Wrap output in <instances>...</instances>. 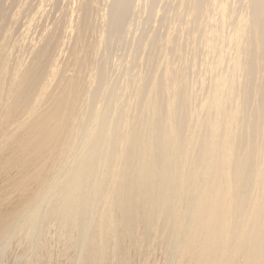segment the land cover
Segmentation results:
<instances>
[{"label": "bare ground", "instance_id": "1", "mask_svg": "<svg viewBox=\"0 0 264 264\" xmlns=\"http://www.w3.org/2000/svg\"><path fill=\"white\" fill-rule=\"evenodd\" d=\"M51 1L0 0V264H264V0Z\"/></svg>", "mask_w": 264, "mask_h": 264}, {"label": "rangeland", "instance_id": "2", "mask_svg": "<svg viewBox=\"0 0 264 264\" xmlns=\"http://www.w3.org/2000/svg\"><path fill=\"white\" fill-rule=\"evenodd\" d=\"M53 1H55V0H53ZM60 1H61L62 4H64V2L66 3V4H64V5H65V8H67L66 10H65V8H64V9L62 8L61 3L59 4V5H61V6H59L58 3H56L57 5H55V4H53V5H54V7H56L58 10H59V8H60V9L62 8V12H63V11H68V9H69L68 7H70V6H71L70 8H72V7L74 6L73 8H74V10H75V7H77V6H75V5L78 4V3L74 4V3L77 2L78 0H74L75 2H73V0H72V1L68 0L69 3L66 2L67 0H63V1H62V0H59V1H56V2H60ZM97 1H98V0H96V2H97ZM137 1H139V3H138ZM143 1H144V0H143ZM176 1H177V0H175V1H174V0H169V1H168V0H161V1L159 0V3H160V4L157 3V7L154 9V10H156L155 13H154V14H153V13H152V14H149L148 8H147V7H144V6H145V5H144L145 3L142 2V0H136V1L134 2V4L136 3L138 6L141 5L142 8L144 7V8H146L147 10L141 11L142 8L139 9L140 6H139V7L137 6V8H138V9H137L136 7H134L136 4H135V5L133 4V5H134V6H133V10L135 9V10H134L135 13L132 12L134 15L132 14L131 19H132V21H133V18H134V20H135V17H136V15H137V19H136V20H138V18L140 17V16H139V14H140L139 11H141L142 14H140V15H142V16H141V20H140V21H141L142 24H144V25H148V26H147V27H142V26H144V25H142V26L139 27V25H141V24H139V20H138L137 22H136V20H135L134 23L130 21L129 26L127 27V32H128V33L130 32V34L132 33L133 35H131V36H134V37L129 36L128 33H127L128 38L131 37V38H129V39H133V40H135L136 36L138 35L137 32H138L139 30H140L139 32H141V30H142L141 27H142L144 30H145V28L148 29V27H149L148 30H150V28L153 29L152 27H153V26H156V24L159 22V20L164 16L163 14L160 15V16H158V15H159L160 13L170 11V9L174 8L175 5L177 4ZM102 2L104 3L105 1H103V0H99V2H98V3L101 5V6L99 5L100 8H99V6H98V8H99V10H100V11H99L100 13H98V10H97L98 8L96 9L97 12L95 11L96 14L94 13V15H97V13H98V18H99V16H100L99 14H102V12H104V10L106 9V7L104 8V5H105V4L109 5V4H108L109 2H107V3L105 2V4H103ZM140 2H141V3H140ZM163 2H165V3L163 4ZM167 2H168L169 4H166ZM52 3H54V2L51 1V3H49V5H47L46 7H49V6L52 7V6H53ZM72 3H73V5H72ZM98 3H96V4H98ZM101 3H102V4H101ZM142 3H143V4H142ZM171 3L174 4V6H173ZM50 4H51V5H50ZM67 4H68L69 6L66 7ZM64 5H63V6H64ZM143 5H144V6H143ZM159 5H161V6L164 5V8L169 9V10H164V8L161 7V6H159ZM169 5H172V6H171L172 8H167V7H169ZM57 6H58V7H57ZM102 6H103V7H102ZM158 6H159V7H158ZM51 7H49V8H51ZM96 7H97V5H96ZM101 7L103 8V10H102ZM108 7H109V6H108ZM108 7H107V8H108ZM49 8L46 10V11H47L46 16L50 17V16H51L50 13H52V16L50 17V20H51V21H52V19H54V18L56 17V15H57L59 18L62 17V13H61L60 11H58V13L61 14V16H59V14H57V11H56L57 9H55V8L52 7L53 9L51 8V11H53V12H51V11L49 10ZM73 8H72V9H69V11H70V10H73ZM144 8H143V9H144ZM162 8H163V9H162ZM54 9H55V13H54ZM136 9H137V10H136ZM48 10H49V11H48ZM101 10H102V12H101ZM107 10L109 11V8H108ZM138 10H139V11H138ZM158 10H161V11H159L160 13L158 12L159 14L157 13ZM162 10H163V11H162ZM108 11L105 10L104 13L108 14ZM136 11H138V12H136ZM48 12H49V13H48ZM104 13H103V15H105ZM138 13H139V14H138ZM145 13H146V14H145ZM156 13H157L158 15H157ZM54 14H55V16H54ZM148 14H149V15H152L154 21H152V20L150 19L151 16L148 17V16H149ZM171 14H172V11H171V13H170V12L168 13V15H170V16H171ZM103 15L100 16V19H99V20H98V18L96 19V17L94 16V18H93V23H94L96 26H97L98 24L101 25V23L104 21V17H103V19H101ZM146 15H148V16H146ZM46 16H45V18H46V20L49 22V20H48V18H47ZM133 16H134V17H133ZM138 16H139V17H138ZM145 16H146V17H145ZM155 16H156V17L158 16V17H160V18H158V17L156 18ZM170 16H167V18H169ZM52 17H54V18H52ZM58 17H57V18H58ZM143 17L146 18L147 20H148V18H149V21H146L145 19H143ZM147 17H148V18H147ZM154 17H155V18H154ZM45 18H41V19L38 20V23H39V24H38V23H37L38 25L36 24V25L38 26L37 29H36V31H37L38 29H40V27L45 26V25H48V22L46 23ZM105 18H106V15H105ZM139 19H140V18H139ZM142 19H143L145 22H142V21H143ZM51 21H50V22H51ZM151 21L153 22L152 27L149 25ZM50 22H49V24H50ZM97 22H98V24H96ZM152 22H151V23H152ZM154 22H155V25H154ZM131 23H133V24H131ZM137 23H138L139 25H138ZM44 24H45V25H44ZM99 25H98V26H99ZM131 25H132V27H133L134 25H138L139 28H138L137 26H135V27H133V29H132ZM39 26H40V27H39ZM136 27H137V29H139V30H137ZM128 28H129V30H128ZM133 30H135V31L137 30L136 35L134 34L135 31H133ZM144 30H142V31H144ZM148 30H147V33H149ZM160 30H162V29H160ZM151 31H152V30H151ZM151 31H150V32H151ZM163 32H164V29H163V31H161V33H163ZM127 35H126V37H127ZM128 38L125 39V43H127L128 41H130ZM131 42H132V40H131ZM134 42H135V41H133L131 44H133ZM131 44H130V42H128V45H130V46H127V45H126V47H125V48H127L126 50H125L124 48H122V47H121V49H120V47L115 48V51H116L117 53L114 51L116 54L113 53L114 55H113V54L111 55L112 58L110 57V60H109V64H108V65H109L110 67H111V66H114L115 62H117V59H116L115 57H121V56H123V54H126V55H127L128 52H127V53H125V52L128 51V49L132 46ZM118 48H119L122 52H121L120 50L118 51ZM123 49H124V50H123ZM189 49L191 50V48H189V46H187V47L185 48V50H187V51L185 52V54H186L187 56L189 55V51H188ZM124 51H125V52H124ZM120 52H121V54H122V53H123V54L120 55ZM190 53H191V52H190ZM117 54H118V55H117ZM199 54H200V53H199ZM116 55H117V56H116ZM124 56H125V55H124ZM113 58L116 59V60L114 59L115 62L113 61ZM111 59H112V61H111ZM110 61H111L112 63H111ZM113 62H114V63H113ZM110 63H111V64H110ZM111 68L113 69V67H111Z\"/></svg>", "mask_w": 264, "mask_h": 264}]
</instances>
